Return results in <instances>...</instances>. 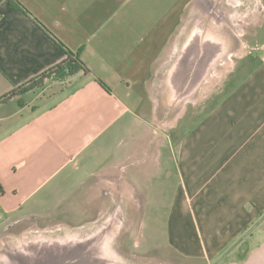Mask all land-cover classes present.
Instances as JSON below:
<instances>
[{"label":"crops","instance_id":"1","mask_svg":"<svg viewBox=\"0 0 264 264\" xmlns=\"http://www.w3.org/2000/svg\"><path fill=\"white\" fill-rule=\"evenodd\" d=\"M191 1L179 16L177 0L164 6L166 17L173 12L178 18L171 26L156 0H0V99L61 64L66 49L79 52L90 70L64 80L45 78L0 103V238L36 219L23 213L25 201L50 200L34 196L55 178V188L62 189L65 171L72 174L66 182H77V200H144L160 180L162 141L168 140L170 151L178 142L168 130L199 104L201 120L180 147L185 170L197 158L209 174L210 191L198 203H185L192 211L176 204L168 245L191 259L203 247L205 264H213L264 215V0H254L255 10L241 8V0L221 2L222 20L231 13L251 19L244 54L201 101L178 94L162 117L153 90L163 62L180 61L199 36L202 51L214 43L202 23L190 43L178 46ZM215 63L200 89L214 76ZM176 68L169 71L173 89ZM117 124L120 147L108 153L112 136L106 134ZM173 162L178 168L176 157ZM263 224L232 251L237 257L220 264H264Z\"/></svg>","mask_w":264,"mask_h":264},{"label":"rangeland","instance_id":"2","mask_svg":"<svg viewBox=\"0 0 264 264\" xmlns=\"http://www.w3.org/2000/svg\"><path fill=\"white\" fill-rule=\"evenodd\" d=\"M190 1L191 0H177L178 16L183 6ZM198 1L199 0H192L183 16L181 27L178 29V46L182 43L183 36L187 30H190L188 22L191 21L192 15L195 13L191 6H196ZM169 2L170 0H159V4L162 6V18L164 21H167V24L171 23L172 26L175 21L178 23V18H176L173 12L168 13L167 17L165 16L164 11L166 8L164 6H167ZM221 2H224V0H212L209 7L219 6ZM159 4L156 0L155 5L159 6ZM255 4L256 2H254V0H241L240 6L247 10H255ZM229 17L228 20L231 22L230 27L235 35L239 34L237 37L238 43L236 46L233 45L228 48L225 55L214 65V76L210 77L208 84L204 85L202 89L196 93L198 101H201L209 91L211 92L218 87L224 76L232 68L234 60H236L238 56L244 54L245 48L243 44L248 37L244 36V34L246 35V33L248 34L250 32L249 24L251 19H249V17L244 20L238 19V16L234 13H231ZM202 18L203 15L199 21H203L205 17L201 20ZM186 20L188 21L185 23ZM220 52L223 53L224 51L221 49ZM229 57H233V59ZM169 63L168 61L163 62L155 80L159 78L158 76L160 74L167 71L166 66ZM166 84H168V79ZM232 85L233 83L230 86ZM153 93L158 100L159 114L161 113L160 115L162 117H168L169 114L167 113H169V106L165 104L164 107H161L160 104H162L163 96L156 88V85ZM200 107L201 104L192 111L193 109L190 106L189 109L185 111V115L179 120L177 128L168 130V133L171 132L173 136L177 134L178 142L175 144L174 149L170 151L171 147L168 140L162 141L164 157L160 180L156 182L157 184L154 185L144 200H105L104 198L97 200H77V182H66L70 179L72 174H70L69 171H65V173L60 176L63 178L62 189L60 188L57 190V188H55L56 181L59 180L55 178L53 181L47 183L44 188L40 189L38 195L34 196V199L42 196H49V198L51 197L50 200L25 201L23 213H35L38 221L36 219L26 221L8 232V234H3L0 238V247L3 248L13 241L33 239L35 237L65 239L69 236H77L78 240H88L97 232L103 230L100 225L104 223L107 218L113 216L112 218H114V220L112 221L115 222L116 226L118 225V229L112 234L110 240L114 260L117 264H205L202 258L203 247H197L198 253L196 254V259H191L177 253L168 245L169 232L172 225L170 219L172 218L173 209L176 204L180 207L184 206V209L188 206L190 211H192L191 204L189 206V203L188 205L185 203L189 202L188 200H196L198 203L197 200L206 198L210 191V189L207 188L209 174L202 172L200 162H198L197 158H193L192 164L189 166L188 170H185L183 161L184 152H182L183 148L180 147L187 132L195 127L201 120L202 114L200 113ZM178 113H181V111ZM119 126L120 124L114 125L110 128L109 133L106 134L112 136L109 142H106V144L108 143L106 148L108 153H113L120 147L121 135L117 136L116 131H114ZM103 139L104 137L99 139L96 144L100 145ZM91 150L94 151V148H91ZM175 157L178 162V168L173 162ZM179 167H181V170ZM74 175H77V173ZM85 175V172H82L78 177L81 178ZM210 175L212 176L213 174L210 173ZM64 186L66 187L64 188ZM194 205H196V203H194ZM197 206L196 209L194 207L195 211L197 210ZM107 223L110 224L111 220L107 221ZM262 226H264V224ZM188 230L192 231V227H188ZM240 238L228 246V248L220 254L219 258ZM251 238L248 240H251ZM194 241L197 246L202 244V240L200 237L198 238L197 234L196 237L194 236ZM234 254L233 252L229 254L226 260L237 257ZM241 254L242 253H240V255ZM217 260H215L213 264Z\"/></svg>","mask_w":264,"mask_h":264},{"label":"water","instance_id":"3","mask_svg":"<svg viewBox=\"0 0 264 264\" xmlns=\"http://www.w3.org/2000/svg\"><path fill=\"white\" fill-rule=\"evenodd\" d=\"M200 40L199 36L195 39L194 45L182 55L172 77L175 94L181 95V99L185 98L184 100L189 95H197L203 83L211 76L212 61L217 60L214 58L220 51L211 41H208L207 47L202 51L199 48ZM263 221L264 215L214 264L223 261ZM100 227L103 230L88 240H78L77 236H69L65 239L35 237L13 241L3 248L0 247V264H117L110 239L118 225L112 221L110 224L104 222Z\"/></svg>","mask_w":264,"mask_h":264},{"label":"flooded vegetation","instance_id":"4","mask_svg":"<svg viewBox=\"0 0 264 264\" xmlns=\"http://www.w3.org/2000/svg\"><path fill=\"white\" fill-rule=\"evenodd\" d=\"M212 0H199L198 3L196 4V6H193V9L195 11V13L192 15V19L190 22H188L189 24V28L190 30H187V32L185 33V35L183 36L182 39V43L186 44V43H190L196 36V32L198 30V27L203 23L204 25V34H206L207 37H209V39H213L214 43L220 45V49L221 47H223V53L219 52L218 53V57L219 59H221V57H223L227 51L228 48L232 47L233 45L236 46V44L238 43V39H237V35H235V33L233 32L232 28L230 27V20L225 19L222 20V17H224L223 12L220 13V4L219 6H215L213 7L214 10H211L209 5L211 4ZM219 7V8H218ZM203 18L201 20L203 21H199L200 18ZM183 44V45H184ZM179 59L180 56L175 58V60L170 61V63L166 66L167 71L164 72L163 74H160L156 80V88L160 91L161 95L163 96L162 99V104L161 107H164L165 104L169 105V103H175L173 102L174 98L176 97L175 91L174 89L170 86V82H169V78L170 75L176 66L179 63ZM218 60H213L212 62H217ZM215 65V64H214ZM168 80V84H166ZM179 101L181 99L177 98ZM175 101V100H174ZM159 105V106H160ZM113 216H110L109 218L106 219L105 222L111 220H114V218H112Z\"/></svg>","mask_w":264,"mask_h":264},{"label":"trees","instance_id":"5","mask_svg":"<svg viewBox=\"0 0 264 264\" xmlns=\"http://www.w3.org/2000/svg\"><path fill=\"white\" fill-rule=\"evenodd\" d=\"M65 51H66L67 58L61 64L55 66L54 68H51L50 70H48V72L43 73L39 78L32 80L26 86H21L20 88L12 91L8 95L0 99V103H4L14 96L21 95L33 87L40 86L41 82L45 78H53L55 80H64L68 77L77 75L80 72L84 74L90 73V70L81 61L79 52L74 53L68 49H66ZM101 85L107 89V87L103 83H101ZM3 194H4V191L0 185V197Z\"/></svg>","mask_w":264,"mask_h":264}]
</instances>
